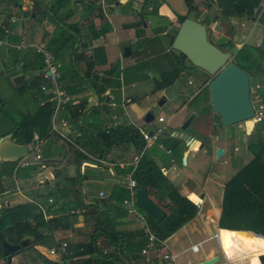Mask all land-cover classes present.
Wrapping results in <instances>:
<instances>
[{
    "label": "crops",
    "instance_id": "crops-1",
    "mask_svg": "<svg viewBox=\"0 0 264 264\" xmlns=\"http://www.w3.org/2000/svg\"><path fill=\"white\" fill-rule=\"evenodd\" d=\"M40 1L42 4L43 2H46L45 4H50L55 0ZM165 1L166 0H70V9L69 12L65 14L64 19L66 22H78L80 35L88 33L90 24L93 25L95 29H98L100 24L106 23L109 26L107 32L99 34L98 37L94 38L91 41L90 47L78 54L76 57V67L79 69L81 74L86 72L90 57L89 52L95 47L101 48L102 56H99L98 58L99 63H94L91 66L90 70L92 72L97 73L98 76H104L107 74V71H109L111 66L117 65L114 79H118V87L113 89L106 88L102 93L97 95L98 98L93 105L99 110V125L101 127L105 126V130L107 127L109 129V127L111 128L118 125L130 126L132 128H136L139 135L140 130L153 133L154 130L161 129L160 132L156 133V136L159 137L160 134L161 141L167 142L165 151L167 156L160 157L159 161L154 158L152 159L159 166L161 172L175 186L176 190L197 205L198 210L195 216L175 230L161 243L156 242L154 243L152 249H149L147 247V236L152 233L146 225L144 216L137 209H135L134 206H132L133 211L129 212L126 205L123 203V200L125 199L133 200L131 193L134 188H130L128 182L131 179L130 174L132 168L134 167L133 160L139 155L137 152V149L139 148L136 147L137 145L133 142L132 138H126L113 142L107 152L100 156H98V152L92 153V155H89V157L93 160L92 162L81 159L78 163H76L78 159L77 154L67 148V143L63 138H60L56 134H51L45 141L42 140L37 142L36 140L34 146L26 144L28 147V153L26 156L16 160L0 161V169L2 171H5L10 167L8 161H15L12 174L10 176L2 174L0 178V186L2 189L0 195H5L12 190L9 188L12 184H14L15 189H18L19 191V189H25L26 187L33 188L37 182H42V184L46 186L45 192L35 193L34 195L36 198L34 199H32L33 195L21 196H23V198L25 197L27 202L36 203L43 215L47 213L44 217L59 214L57 212L59 209L63 210V212H61L63 214L67 211L72 212L73 210V213H76L77 215L72 228L58 229L53 232L50 246L34 245L33 248L39 250L44 248L48 250L56 243L62 241L67 243V247L87 241L89 232L92 228V222H85V216L83 213L88 211V209H91V206L84 208L80 203L77 204L76 201L73 202L72 200L78 197V195L73 192L75 190L79 192V199L82 204L92 205L93 203H97V211L103 212L107 210L108 216L116 220L117 229L126 232L127 243L130 244L124 250L123 258L126 264H162L160 256L163 252H168L173 255L174 264H178L176 259L180 255L185 254V252L194 254L199 251V249L197 251H191L190 245L193 243L200 245L201 242L208 241L211 237L216 238L218 249L224 257V261L222 263L214 264H246V259H235L230 253V250L225 249V247H232L233 244L231 242L236 241L238 238H244V240L249 243L248 245L250 247H254L258 252L262 250L264 251V241H257L237 232L221 231L222 228L217 227V220L220 213V202L217 206H215V202L211 194L212 189L210 188V183L216 184L220 186L222 194V186L225 181L251 158H247V155L250 154L246 148L248 145L253 144V141H250L249 144L246 142L249 139V135L247 134V139L246 137H240V144L239 141L237 142V139H235L237 137H233V148L227 157L228 161H235V163L240 158L244 159L245 161L243 160L244 162L240 164L241 166L239 165V168L236 167L238 168L237 170L234 168L231 173L228 174L225 172V169L213 170L211 172L213 175L211 176L210 146L216 144L213 145V148H220V155H222L224 151L226 152L228 149V141L224 137L222 139H218V135L212 136L203 131L202 126H208L206 124L208 121H205L204 119L208 117V115H202L191 123L192 129L198 135L190 134L188 131L186 133L179 131L178 128L180 124L190 113H193L192 109H188V101L191 99L194 92L188 91L189 94H186L187 98L182 100V102L175 108L174 112L167 119L169 121L165 122V126H157L153 124L154 117L150 122H144V114L147 111H150L148 107L144 108L142 112L140 111L138 117H136L135 113L132 115L128 114V107L137 99L135 97H141L143 95L145 99H148V95L150 93H157V91H159L157 90L152 92V85L148 86L145 83L138 84L137 79H142L143 82L147 81L145 77L138 76L141 73L140 71L143 64H147L146 67L148 70L154 72L158 71L159 73L161 71L160 62L156 61L157 58L162 57L167 61L169 60L170 53L168 44L162 43L155 35V30H159V33L162 34L167 41L172 28L178 26L175 19V15L178 13L171 10L170 7H167L165 5ZM230 1H232L233 4L232 9H226L222 6ZM144 2L146 3L143 4ZM198 2V0H195V3ZM89 3H91L92 6L87 9L86 5ZM154 3H158V5H154ZM208 3H210V10H212V12L214 11L212 15L215 14V20L213 19L210 24V41L220 49L230 52L232 62L244 65L249 69V72L254 79L255 89V92L252 93V89L250 87V95L252 93L253 97V100L251 99V101L253 106L255 101V103L258 104L255 107L262 110V131L264 134V94L261 93L260 95L256 93L257 89L260 90V92L264 91V41L261 44V36L264 35V0H210ZM40 4L35 0H1L0 22L4 19V16L10 12L11 17L9 19L13 18L14 20L12 22L8 20L6 25H11V33L16 35L20 34L21 40L19 44L9 43L6 39L0 40L2 42L0 45L15 47L16 49H19L20 52L25 53L27 50L33 51V45L37 43H44L45 39H41V34L43 30H46L47 32L52 30L53 25L51 22L44 19L40 24H38V27L30 29V31L23 27L27 25L24 23L25 12L32 11L38 15H42L43 8ZM251 5L253 6L249 11L248 9ZM152 6H156V15L152 19L147 18L146 24H143L141 29L138 28L139 26L137 21L140 14H146ZM90 11L91 13H89ZM167 20L170 21L169 25L166 24ZM44 27H46V29ZM39 31L40 37L38 40L40 41L37 40L36 42L34 39ZM27 32L31 34L30 38L26 36L28 34ZM138 32L139 34L136 35ZM8 33H10V31ZM139 37L142 38V41L137 49L138 57H136V59L131 58L128 63H125L123 58L124 56L121 55L122 48L124 46H129L131 50L129 55H131L133 51L131 49L130 42L139 41ZM20 45H24V47L21 48ZM33 52L34 55H39L35 52V49ZM2 60L3 59L0 58V65ZM20 70L21 69L19 68V71L17 72H10L9 75L13 77L14 75L21 74L23 78L20 81L27 79V77ZM39 70H41V68ZM1 75L6 81V77H8L6 72ZM35 77L37 80L36 82H38L37 85L39 86L43 80L38 75H35ZM19 82L17 84H19ZM187 83L188 85L192 84L190 79H187L185 85L186 87L178 86L180 93L188 88ZM135 89L137 92H134ZM41 92L43 95L42 97L44 98V95L47 94V92ZM93 93L94 92L86 86L83 90L76 93L67 94L68 101L64 104V108L59 111L58 118L62 119L64 122L60 126L64 129L66 137L70 140H72L73 137L78 136L81 126H83L84 123H91L93 120V115L91 116L89 114V108L91 107L88 104ZM160 103H162V100L159 101V104ZM131 106L133 109L135 108L133 105ZM186 109L188 111L183 115V111ZM104 110H109L108 115H105L106 118L108 117V121L105 122L106 125L104 121L101 120L103 119L101 112ZM135 110L138 109L135 108ZM158 117L162 116L156 117V121L160 122L157 120ZM172 120L174 121L172 125H170ZM248 121H250L251 127L249 128L250 131H252L256 122H253L252 120ZM57 122L59 121L57 120ZM12 125V122H10V126ZM242 126L245 131V123H243ZM8 129L1 130L0 134L6 132ZM14 130L15 129L13 128L12 131ZM12 131L0 138L7 136L11 141H13ZM201 135H205V137H202ZM33 137L37 138L36 135ZM175 140L178 141L175 142ZM48 141H50L51 145L52 143H54V145H58L61 149L60 153H54L52 148L47 147L46 144ZM193 142H195V145L191 146ZM152 143L147 147L143 146L144 151L151 147ZM61 145L64 147H61ZM38 150L40 152L39 158L34 160L33 155L37 154L34 152ZM246 152L247 155L245 154ZM23 160H29L31 163L27 165H20L19 163ZM31 166L35 167L27 172L25 171L23 174L26 176L20 175L22 174V169ZM78 172L80 175L79 183H77L76 180L78 179ZM220 173H224L225 175L222 176L223 174L220 175ZM227 175L230 176L227 177ZM91 179L98 185V181L100 183H105L108 186V190L104 191L103 188L98 187L96 192L97 199L86 201L80 190L81 187L79 186L78 188H75V186L77 184L82 185L83 182H93ZM32 182H35L34 186ZM53 188L56 190L64 189L67 191V196L61 197L57 201H53L51 197H47L45 195L48 190ZM71 192H73V194H69ZM99 193H101V195H99ZM116 193L119 194L117 195ZM11 194L14 195V192ZM115 194L117 196H113ZM189 194L194 195L198 201L190 199L188 197ZM149 198L151 199L150 196ZM36 199H38L39 202H36ZM12 202L13 200L11 197H7L3 203H5V206L8 207L12 205ZM18 203L22 202L18 201ZM119 207L126 211L124 216H118V213L121 212ZM210 229L213 230L212 233L210 232ZM66 231L68 233V237L66 236V239L64 238V240H60L59 234ZM193 231L201 232L206 236L197 242H191L189 234ZM225 235H227V237H225ZM185 238L190 244L183 246L182 248H177L181 246V240ZM97 247L102 250V252H115L116 250L112 248V246L109 245L101 236L97 239ZM142 249H146V251L142 252ZM39 250H36V252H39ZM69 251L72 252L73 250ZM217 252L218 250L216 246L201 249V255L199 256H185L183 264H196L203 259L216 256ZM44 254L45 257L53 258L54 261L49 260V263L53 262L51 264H56V262L64 264L62 262L63 259L71 261L69 264H95L93 254L79 256H70L69 254H63L61 256L49 255L47 252ZM239 254L247 255L248 253L245 250H242ZM13 255L14 254H11L10 264H21V259H16Z\"/></svg>",
    "mask_w": 264,
    "mask_h": 264
},
{
    "label": "trees",
    "instance_id": "trees-1",
    "mask_svg": "<svg viewBox=\"0 0 264 264\" xmlns=\"http://www.w3.org/2000/svg\"><path fill=\"white\" fill-rule=\"evenodd\" d=\"M35 1L39 4L41 3L40 0ZM183 2L186 6L187 12L185 14L175 15L178 24L184 17H188L190 11L196 9L193 0H183ZM208 2H210V0L206 1V3ZM145 3L146 2L143 4ZM40 5L43 8L42 15H38L32 11L24 13V23L27 25L24 24L25 26L23 27L30 31V29L38 27V24L44 19L52 23V30L50 32L43 30L41 39H45L44 47L52 54L53 61L60 62L58 83L64 89L66 94L76 93L87 86L95 94L99 95L106 88L113 89L118 87V79H114L117 65L111 66L109 71H107V74L104 76H98L97 73L90 70L94 63H99L98 58L99 56H102V50L99 47L93 48L90 52L88 51L90 57L85 73L81 74L76 67L77 55L89 48L91 41L98 37L99 34L107 32L109 26L106 23L100 24V27L95 29L94 26L90 24L88 28L90 32L88 31L85 35H80L78 22H66L64 19L65 14H67L70 9V0H55L49 4L50 7H48V4L41 3ZM154 5L157 6L158 3H154ZM91 6L92 4L89 3L86 5V8L88 9ZM156 6L150 7V10L146 14H140L137 21L139 27L146 24L147 18L152 19L156 15ZM222 6L226 9H232L233 4L232 1H230ZM252 6L253 5L249 7V11L252 9ZM89 13H91V11ZM10 17L11 13L8 12L0 22V40L6 39L9 43L19 44L21 35L12 34V26L6 25ZM1 24L8 27V32L10 31V33L4 32L3 28H1ZM166 24L169 25L170 21L167 20ZM176 28L177 27H173L168 36V46H170ZM26 36L30 38L31 34L28 33ZM0 46L4 47L2 56L10 57L8 60L9 64H7L5 60H2L0 65V75L9 70L16 69V66L18 65H20L21 70L35 65L37 66V69L42 68L41 56L34 55L33 48V51L27 50L24 53L20 52V50L15 47ZM169 53V69L160 71L157 77L152 76V92L171 85L178 75L187 68L186 63L189 64L181 53H178L171 48L169 49ZM236 65L245 70L249 76L252 77L246 66L240 65L239 63H236ZM189 66L191 67L190 64ZM6 78L7 84L12 85L19 93L28 91L38 100V104L32 112L20 114L19 119L15 121L10 120L7 117L6 119L12 122L13 125L6 132L1 133L0 137L11 132L14 128L15 130L12 131V139L15 143L30 144L34 135L37 137V142L42 140L45 141L52 134L50 132V117L53 108V101L50 100V94L47 93L44 95V98H39L36 91L33 89L31 80L23 79L19 84L14 85L11 83L9 76ZM205 88L207 89V86H205ZM37 90L40 94L42 93L39 86ZM256 93L261 95V93L264 94V91L260 92V90L257 89ZM3 107V99L0 97L1 115L4 114ZM89 111V114L91 116L93 115L92 122L87 124L84 123L83 126H81L80 133L78 136L73 137L70 143H67V148L77 154L78 159L76 163L81 159L92 162V158L89 157L92 153L98 152V156H100L107 152L113 142L132 138L133 142L137 145L136 147L139 148L137 149L139 154L137 161L130 174L131 179L135 183L134 188H146L148 196H150L151 200L164 212V217L159 222H155L146 216L135 204H133V206L142 213L149 231L154 235L156 240L158 242L163 241L195 216L198 210L197 205L181 195L176 190L175 186L161 172L159 166L154 162L152 157L146 154L143 149L144 141L136 128L118 125L111 128L109 127V129L107 127L105 130V126L101 127L99 125V110L97 107L93 106L89 108ZM108 112L109 110L101 112L103 117L101 120H103L104 123L108 121V117H105V115H108ZM214 116L216 119L214 120V123L221 125L219 117L216 114H214ZM179 131L186 133L187 129ZM263 138L262 120H259L256 121L248 139L249 142L253 140L259 142L246 147L252 155L251 158L232 174L222 186L220 213L217 220V227L222 228L221 231L237 232L257 241H264ZM177 141L178 140H175V142ZM194 145L195 142L191 144V146ZM61 147L64 146L61 145ZM8 163L10 164L9 168L5 171L0 169V178L2 174L6 176L12 174L15 161H8ZM34 167L35 166H31L22 169V174L20 175L26 176L23 173ZM1 191L2 189L0 186V192ZM73 192L78 195V197L72 200L73 202L76 201L77 204L80 203L84 208L91 206V209H88L83 215L85 216V222H92V228L86 242L68 246L70 248H68V250H73L69 255L79 256L93 254L95 264H126L123 258L124 250L130 245L127 243L126 232L117 229L116 220L108 216L107 210L103 212L97 211V203H93L92 205L82 204L79 199V192L75 190ZM116 194L118 195L119 193ZM116 194L113 196H117ZM45 195L51 197L53 201H57L61 197H66L67 191L64 189L56 190L53 188L48 190ZM188 197L193 201H198V199L192 194H189ZM119 210H121V212L118 213L119 217L126 214V211L123 208H120ZM57 212L59 214L44 217L37 204L31 202L16 203L8 207L2 205L0 206L1 238L12 245L20 244L21 242L24 243L12 254H16L17 252L28 248H33L34 245L50 246L53 232L58 229L72 228V225L77 218V215L76 213H73V210L72 212L67 211L64 214L61 213L63 212L62 209H59ZM99 236L111 245L112 248L116 249L115 252H102V250L97 247V239ZM244 241V238H238L236 241L231 242L233 244L232 247H225V249L230 250V253L235 259H246V264H264V254H261L264 253V251L262 250L258 252L254 247H250L248 242ZM242 250H245L248 254L240 255L239 253H241ZM0 259L3 260V264H7L5 258L1 255V246ZM42 260L50 262L44 257H42Z\"/></svg>",
    "mask_w": 264,
    "mask_h": 264
},
{
    "label": "rangeland",
    "instance_id": "rangeland-1",
    "mask_svg": "<svg viewBox=\"0 0 264 264\" xmlns=\"http://www.w3.org/2000/svg\"><path fill=\"white\" fill-rule=\"evenodd\" d=\"M193 1H194V4H196V9L190 11L188 13V17L195 19L199 22H202V24L206 27L207 38H208V40H210V26H211L210 24H211L213 19L215 20V18H214L215 14L212 15V13L214 11L212 12V10H210V3L206 4L207 0H198L199 1L198 3H195V0H193ZM165 2H166L165 5L167 7H170L171 10H173L174 12H176L178 14H181V13L185 14L187 12L186 6L184 5L183 0H166ZM45 3L46 2H43V4H45ZM48 7H50L49 4H48ZM44 28L46 29V27H44ZM138 28L141 29L142 27H138ZM159 32H160L159 30H155L156 37H158V39L162 43L168 44V40L166 41L165 37L162 34H160ZM137 34H139V32L136 33V35ZM39 37H40V31L35 36L34 40L37 42ZM138 39H139V41L130 42L131 49L133 52L131 55L123 57L125 60L124 61L125 63H128L131 58L136 59V57H138L137 56L138 55L137 49L139 47V44L142 41V38L139 37ZM38 41H40V40H38ZM168 49H170V46ZM3 50H4V47L0 46V58L5 60V62L7 64H9L8 60L10 59V57L2 56ZM156 61L160 62V70L161 71L169 69L170 63L166 59L159 57V58H157ZM186 65H187V68L184 69L178 75V77L173 81V83L171 85L164 87L163 89L157 91V93H150L148 95V99H145L143 97V95L141 97L140 96H138V97L134 96L137 99L135 101H133L134 102L133 104L129 105L128 114L132 115L133 113H135L136 117H138L140 114V111L142 112L144 110V108L148 107V109L150 110V112L152 113V115L154 117V123L153 124H155L157 126H165V124H166L165 122L169 121L167 119L174 112L175 108L182 102V100L187 98V95L189 94L190 91L194 92L193 96L188 101V103H189L188 109L193 110V113H190V114H194V116L189 123L187 131L190 134L198 135L192 129L191 123L193 121H195L198 117H201L202 115H208V117L204 118L205 121H208V123H206L208 126L203 125L202 126L203 131L205 133H209L212 136L218 135L217 136L218 139H222L224 137L228 141V143H227L228 149L226 150V152L224 151V153L222 155H218V156L216 155V148H213V145H216V144H213L210 146V149H209V152H210V174L212 176L213 174L211 172L213 170H218V169H225V172H227V174L231 173V171L234 168L238 167L241 163H243L245 161L242 158H240L236 163H235V161L234 162L228 161V159H227L228 154H229V152H231V150L233 148L232 139H233V137H237L235 139H237V142L239 141V144H240V137H243V138L246 137V139H247L248 138L247 134L249 135V133L252 132V131H250V128H249V127H251L250 121L244 122L245 123V131H244L243 126H242L243 123H238V124L228 126V127H223V126L219 125L218 123L217 124L214 123V120H216V119L214 118L215 117L214 113L211 111V108L209 107L208 91L205 88V86H207V83L211 77L196 67H192V66L190 67L189 64H187V63H186ZM18 66H16V69H12V71H7L6 74L11 78V75H9V73L10 72L14 73V72L19 71V69H17ZM142 66L143 67L141 68V71H140L141 73L138 76L139 77H145V79L147 81L143 82L142 79H137L138 84L145 83L148 86H151L152 85V76L157 77L158 71L154 72V71L148 70V68L146 67L147 64H143ZM20 71L27 77L28 80L32 81L33 89L36 91L37 96L39 98H43L42 97L43 95L40 94V92H38L37 85H36L37 80H36L35 75H36V72L39 71V69H37V66L36 65L30 66V67L22 69ZM137 74H138V71H137ZM187 79H190L192 84L188 85V83H187L188 88L183 90V92H182L183 95H182V93H180L178 90V86L186 87L185 85H186ZM250 87L252 89L251 92L254 93L255 89H254L253 77L250 78ZM134 92H137L136 89ZM252 93H251V99L253 100ZM182 96H185V97H182ZM0 97L3 99V103H4V107H3V113L4 114L0 115V131L3 129H8L11 127L10 121L6 119L7 117H8V119L15 121V120L19 119L20 114L25 113V112H32L38 104L37 99L34 98L28 91H24L23 93H19L17 90H15V88L12 85L7 84L2 75H0ZM160 100H162V103L159 104ZM131 105H133V107L137 108L138 110H135V108L133 109ZM257 105L258 104L255 103V101H254V107ZM187 111H188L187 109L185 111H183V115L186 114ZM157 116H162L163 121L157 122L156 121ZM173 121L174 120L171 121L170 125H172ZM246 127H247V129H246ZM201 136L205 137V135H201ZM263 136H264V134H263ZM263 140H264V138H263ZM246 142L248 144L250 143L248 141H246ZM255 142H258V141L253 140V144ZM166 145H167V142L161 141L160 134H159V137L156 136V139L153 141L152 146L147 148L145 150V152L150 157L159 161L160 157H166L167 156V154L165 153L166 147H167ZM218 145H219V143H218ZM46 146L49 148H52V151L54 153H60L61 149L58 145H54V143H52V145H51L50 141H48ZM34 153H37L38 155L40 154L39 150L35 151ZM245 154L247 155V152ZM249 154L250 155H247V158L252 156L250 152H249ZM238 168H236L235 170H237ZM222 174L220 173V175H222V176L225 175L224 173H222ZM79 176L80 175L78 172V175H77L78 179H76L77 183L80 182ZM228 176H230V175H227V177ZM225 179H226V177H225ZM225 179H222V180H225ZM217 180H219V179H217ZM92 181L93 182H90V183L89 182H87V183L83 182L82 185L77 184L75 186V188H78L79 186L81 187L80 190H81L82 195L84 196L86 201L97 199L96 192H97L98 187L103 188L104 191L108 190V186L105 183H100L98 181V183H99V185H98L94 182V180H92ZM32 183L34 186L35 182H32ZM42 185H43L42 182L41 183L37 182V184L33 188L26 187L25 189H19V191H18V189L17 190L15 189V185L12 184L9 186V188L12 190H10L5 195H0V206L5 205V203H3V202L5 199H7V197H11V199L13 200L12 205L18 203V201L22 202V203L27 202L26 198L25 197L23 198V196H21V195H27V196L33 195L32 199H34V198H36L34 195L35 193L45 192L46 186L45 185L42 186ZM210 188L212 189L211 194H212V198L215 202V206H217L220 202V196H221L220 190H221V188H220V186L213 184V183H210ZM13 192H14V195L11 194ZM70 194H73V192H71ZM36 202H39V200L36 199ZM46 214L47 213H45L44 215L46 216ZM210 227H211V224H210ZM210 232L212 233L213 230L210 229ZM67 234H68L67 231L59 234L60 240H64V238L67 236ZM205 236L206 235H204L203 233L197 232V231H193L189 234V238H190L191 242H197V241L201 240L202 238H204ZM225 237H227V235H225ZM189 244L190 243L185 238V239L181 240V246H179L177 248H182L183 246H187ZM193 244H196V243H193ZM210 246H216L217 250H218V252L216 253V256H218V261H216L214 263H222L224 261V257L221 255V253L218 249L216 238H214V237H211L208 241L201 242L200 245H197V250L199 249V251L197 253L192 254L190 252H185V254L180 255L176 259V262L178 264H183L185 256H189V257H191L192 255L199 256V255H201V249H206ZM36 250H39V249L28 248V249L17 252L13 256H15L16 259L20 258L21 264H26V263H28V264L29 263L30 264H51L49 262L43 261L41 259V257H44L45 259L50 260V261H54L53 258H51V257L50 258L45 257L44 253H46V252L48 253L47 249H44V248L40 249L39 252H36ZM62 262L64 264H69L71 261H69L68 259H63ZM0 264H3V260H1V259H0ZM56 264H59V263L56 262Z\"/></svg>",
    "mask_w": 264,
    "mask_h": 264
},
{
    "label": "water",
    "instance_id": "water-1",
    "mask_svg": "<svg viewBox=\"0 0 264 264\" xmlns=\"http://www.w3.org/2000/svg\"><path fill=\"white\" fill-rule=\"evenodd\" d=\"M264 35L261 36V44ZM170 48L184 55L187 62L211 78L207 83L209 106L211 111L219 117L221 126L228 127L250 120L254 115V106L250 95L249 74L231 61V54L214 45L207 39L206 27L199 21L190 17H184L178 24ZM131 50L129 46L122 48L121 55L128 56ZM18 66L17 69H19ZM23 76L21 74L11 77V82L16 85ZM97 94L93 93L89 99L92 107L97 100ZM194 114H190L179 126L183 131ZM153 116L150 111L144 114V122H150ZM36 143V138L31 139V146ZM28 147L26 144H18L8 141L0 145V161L16 160L26 156ZM221 149L216 148V155H220ZM134 204L150 219L159 222L164 217V212L148 196L146 188H134L132 191ZM20 244H9L0 235L1 255L7 264L10 263L11 254L17 251ZM264 254V253H262ZM218 257L213 256L203 259L196 264H212Z\"/></svg>",
    "mask_w": 264,
    "mask_h": 264
},
{
    "label": "built area",
    "instance_id": "built-area-1",
    "mask_svg": "<svg viewBox=\"0 0 264 264\" xmlns=\"http://www.w3.org/2000/svg\"><path fill=\"white\" fill-rule=\"evenodd\" d=\"M9 21H13V18L9 19ZM1 28H3L4 32L8 33V29L5 25L1 24ZM2 42L0 41V44ZM20 47H24V45H20ZM35 52L38 53L42 58V68L41 70L36 72V75L40 76L43 80L42 83L39 85V89L41 91L47 92L50 94V100L53 101V108L50 118V132L52 134L58 135L60 138H63L66 143H70L71 140L66 137V132L60 126L64 122L62 119L58 118V113L60 110L64 108V104L68 99V95L64 91V89L58 83L60 71V62L53 61L52 54L48 52L45 47L44 43H37L33 45ZM18 48V47H17ZM254 115L251 118L252 121H259L262 120L263 114L262 110L259 108L254 107ZM57 120L59 122H57ZM158 121H162V117L157 118ZM161 129L154 130L153 133H148L144 130H140V135L144 141V147L151 145V143L156 139V133L160 132ZM39 158L38 154L33 155V159L37 160ZM137 158H134L133 164L137 161ZM31 161L23 160L19 164L20 165H27L30 164ZM128 185L130 188L135 187V183L132 179L129 180ZM101 195V193H99ZM123 203L126 205L127 210L132 212L133 200H123ZM148 248L152 249L154 243L158 242L153 234H148ZM162 241L158 242L161 243ZM191 251H197V244L190 245ZM146 249H142V252H145ZM71 251L68 250L67 243L65 241L56 243L54 246L48 249L49 255H58L61 256L63 254H70ZM161 262L162 264H174V256L168 252L161 253Z\"/></svg>",
    "mask_w": 264,
    "mask_h": 264
},
{
    "label": "bare ground",
    "instance_id": "bare-ground-1",
    "mask_svg": "<svg viewBox=\"0 0 264 264\" xmlns=\"http://www.w3.org/2000/svg\"><path fill=\"white\" fill-rule=\"evenodd\" d=\"M250 120H251V119H250ZM247 121H248V120H247ZM253 122H256V121H253ZM7 141H8V137H7V136L0 138V145H1L2 143L7 142Z\"/></svg>",
    "mask_w": 264,
    "mask_h": 264
}]
</instances>
